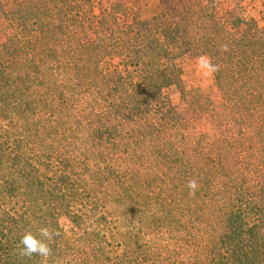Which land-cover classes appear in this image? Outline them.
Masks as SVG:
<instances>
[{
	"label": "trees",
	"instance_id": "trees-1",
	"mask_svg": "<svg viewBox=\"0 0 264 264\" xmlns=\"http://www.w3.org/2000/svg\"><path fill=\"white\" fill-rule=\"evenodd\" d=\"M157 2L129 19L116 2L0 0V264H264V26L235 34L200 0ZM200 55L234 126L212 139L167 94L213 109L182 81ZM43 226L60 232L52 254L18 257Z\"/></svg>",
	"mask_w": 264,
	"mask_h": 264
},
{
	"label": "rangeland",
	"instance_id": "rangeland-1",
	"mask_svg": "<svg viewBox=\"0 0 264 264\" xmlns=\"http://www.w3.org/2000/svg\"><path fill=\"white\" fill-rule=\"evenodd\" d=\"M93 10L96 14L100 8L106 3L116 2L115 6L118 11L123 10L122 15L126 18L145 16L149 17L158 7L157 0H92ZM208 10L213 11L220 24L237 34L242 28L239 25L235 27L239 19H254L259 26H264V9L262 7L263 0H200ZM119 17V16H118ZM121 18H124L120 16ZM10 30L3 22L0 16V40H3L5 35ZM201 56V55H200ZM198 56L187 58L182 61L181 68L182 81L185 89L190 93L209 92L214 107L211 111L201 115H189L184 109V104L179 99L178 90L171 88L167 91L169 101L173 104L176 111L184 118L188 124V129L191 135L204 134L207 138L212 139L224 133H230L234 130L232 122L227 116V112L219 100L218 93L213 89L212 76L205 77L196 67V59ZM120 58H106V63L109 68L119 64ZM57 223L61 229L70 237H74L77 230L69 219L65 216H60ZM89 235L93 241H100V236L95 228L89 229Z\"/></svg>",
	"mask_w": 264,
	"mask_h": 264
},
{
	"label": "clouds",
	"instance_id": "clouds-1",
	"mask_svg": "<svg viewBox=\"0 0 264 264\" xmlns=\"http://www.w3.org/2000/svg\"><path fill=\"white\" fill-rule=\"evenodd\" d=\"M222 51H227V46L221 47ZM196 67L205 77H210L219 71V65L214 64L210 57L207 55L198 56L196 59ZM187 188L190 195H195L198 184L195 179L187 182ZM60 232L56 229H50L47 226L39 227L36 231L30 229L25 230L20 239L18 248L15 250L20 258H31L34 255L47 259L52 254L51 242Z\"/></svg>",
	"mask_w": 264,
	"mask_h": 264
}]
</instances>
